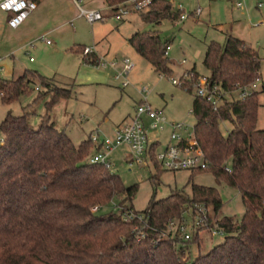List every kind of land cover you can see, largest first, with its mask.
I'll list each match as a JSON object with an SVG mask.
<instances>
[{
	"label": "trees",
	"instance_id": "obj_1",
	"mask_svg": "<svg viewBox=\"0 0 264 264\" xmlns=\"http://www.w3.org/2000/svg\"><path fill=\"white\" fill-rule=\"evenodd\" d=\"M125 1L105 0L112 13ZM179 16L169 0H150L140 12L143 21L155 25ZM128 43L156 74L172 75L165 55L169 41L158 31L136 32ZM82 56L86 64L99 65L95 54ZM202 64L208 86L229 95L250 89L241 99L224 96L213 109L194 94L192 83L202 76L194 67L184 70L191 75L184 86L193 94L195 137L209 163L190 172H209L218 184L237 190L244 207L240 218L218 217L217 189L194 184L189 194L174 192L158 200L152 196L142 211L128 206L137 186L126 187L111 169L90 162L95 150L90 135L75 145L51 119L53 107L68 100L71 90L39 77L42 91L34 101L43 96L48 100L38 127L30 124L28 107L20 116L7 114L0 124V264H264V130L256 129L264 81L259 91L250 88L260 79V58L244 41L226 34L223 43L207 44ZM33 77L26 73L0 79V102L12 104L29 95ZM222 122L231 125L226 135L220 130ZM152 153L150 164L158 174L163 170ZM188 220L193 227L188 240L171 234L174 222ZM215 227L224 239L201 251L200 233ZM192 243L197 244L193 258Z\"/></svg>",
	"mask_w": 264,
	"mask_h": 264
},
{
	"label": "rangeland",
	"instance_id": "obj_2",
	"mask_svg": "<svg viewBox=\"0 0 264 264\" xmlns=\"http://www.w3.org/2000/svg\"><path fill=\"white\" fill-rule=\"evenodd\" d=\"M170 1L175 10L181 8L189 17L183 21L179 17L173 22L163 20L155 25L143 21L140 12H131L122 21H117L114 15L119 12L116 10L114 13L107 12L109 16L103 21L89 24L84 18L76 17L73 11L70 19L68 15L54 20H47L45 16L41 28L29 30L25 24L17 29L9 28L7 15L0 11V58L3 59L0 64L4 72L3 75L0 73V79L16 78L26 73L34 76L29 86L32 89L29 95L22 96L12 104L0 102V124L7 114L20 116L23 108L28 107L29 122L34 128L38 127L48 96L34 101L38 95L35 87L39 86L42 91L38 79L44 77L51 79L56 86L71 90L68 100H61L53 107L51 119L55 127L64 131L75 145L97 132L100 138L110 137L114 128L131 116L137 105L144 100L154 109L161 110L168 119L194 125L195 119L191 113L193 94L185 91L188 87L173 85L171 79L177 80L184 73L181 68L192 67L202 77L207 76L208 71L202 64L206 46L210 41L223 43L226 34L244 41L257 52L261 64L260 79L253 90L259 91L264 81V8L256 9L253 0H248V11H244L243 15L234 12L230 15L231 3L226 4L224 0H219L211 7L206 0ZM82 6L85 7V2ZM198 8L201 13L193 16L192 13ZM147 31H158L162 40L169 41L167 57L173 71L171 76L156 74L129 45L130 36ZM45 40L50 43L46 44ZM31 43L34 44L30 46ZM82 47L93 48L103 59L102 66L86 64L82 59V51H79ZM124 58L134 63L127 78L120 75ZM183 60L186 62L181 65ZM126 79L127 85L123 86ZM227 98L237 99L238 94L228 95ZM230 128L228 122L220 124L223 135ZM256 129L264 130L262 94L259 95ZM125 153L124 148L113 149L108 153V159L111 171L120 176L126 187L137 186L132 201L126 203L135 210H144L152 196L158 200L174 192L189 194L194 184L217 189L221 203L218 217L242 216L244 207L238 191L225 184H218L211 173L163 170L156 174L151 164L129 167ZM227 166H230V162ZM111 207L103 208L101 212H107ZM208 211L212 213L211 205ZM174 223L169 228L172 235L178 226ZM187 227L186 232L192 235L190 220ZM223 239V235L202 231L201 251L210 249ZM189 253L192 258L197 255L196 243L189 245Z\"/></svg>",
	"mask_w": 264,
	"mask_h": 264
},
{
	"label": "built area",
	"instance_id": "obj_3",
	"mask_svg": "<svg viewBox=\"0 0 264 264\" xmlns=\"http://www.w3.org/2000/svg\"><path fill=\"white\" fill-rule=\"evenodd\" d=\"M77 6L80 15L89 23L93 24L103 21V14L96 9H87L82 6L85 0H72ZM234 9L248 11V0H230ZM256 9L264 8V0H253ZM150 4V0H127L117 6V12L114 15L115 20H122L125 15L131 12L145 11ZM37 8V4L32 0H0V11L10 13L7 24L11 29H17L28 16ZM200 9L194 12L198 14ZM189 15L185 12L181 13L179 20L187 19ZM258 24V23H257ZM49 44V40H45ZM169 46H167L165 55L168 54ZM95 50L91 47H84L82 55L94 54ZM103 59H99V65L102 66ZM182 63H185L183 60ZM113 65V63H111ZM134 68V63L129 58L122 60V70L120 75L127 78L129 72ZM0 73L4 72L0 66ZM164 77L163 75H160ZM191 75L183 73L176 79H171L173 85L185 87L187 81H190ZM256 84V83H255ZM255 84L250 88L254 89ZM127 85V79L122 84ZM194 94L207 103H210L213 109H217L223 102L224 94L219 87L213 85L208 86L205 77H200L196 82L192 83ZM39 86L35 87V91H39ZM250 89H244L238 93V99L247 95ZM165 135V137H163ZM90 140L94 146V153L90 157L91 163L103 164L106 168L111 169V162L108 159V153L116 148H124L126 150L125 160L129 167L148 166L152 146L155 147L153 156L158 166L164 171H194L203 170L208 166V161L204 157V153L195 137L194 125H190L184 121H173L168 119L161 110L154 109L146 100L141 101L131 116L122 120L118 124L110 137L100 138L98 133L90 136ZM4 142V137L0 132V144ZM164 143V144H163ZM201 221V220H200ZM187 224L178 225L176 232L184 239L190 238L187 233ZM212 235L224 236L223 231L215 227L211 231Z\"/></svg>",
	"mask_w": 264,
	"mask_h": 264
},
{
	"label": "crops",
	"instance_id": "obj_4",
	"mask_svg": "<svg viewBox=\"0 0 264 264\" xmlns=\"http://www.w3.org/2000/svg\"><path fill=\"white\" fill-rule=\"evenodd\" d=\"M206 1L208 2V5L211 7V5H215L219 0H206ZM224 1L226 4L228 2L231 3L230 0H224ZM84 2H85L84 8L99 10L103 14L104 17H108L109 14H107V12H109V11L111 12V10L107 6L105 0H89L88 2H87V0H85ZM36 4H37V8L23 22V24L27 25V29H29V30L37 29L38 27L41 28L43 26L41 21H43L42 19H44L43 17H45V16H47V18L45 17V19H47V20H54V19H57L58 17L63 16V15L64 16L68 15L67 17L69 18V17H71V15H70L71 12L74 11L76 17H82L79 13L77 6L74 4V2L72 0H40ZM172 6H173V4H172ZM230 6H231V11H229L230 15H232L233 12L234 13H240L241 15H243V11L235 10L231 4H230ZM177 9L180 12V14L184 12V10L181 8H177ZM198 9H200V8H198ZM3 13H5L7 15V17H6V23H7L9 18L11 17V14L6 13V12H3ZM200 13H201V9H200L198 14L194 15V12H193L192 15L198 16ZM111 16H112V14H111ZM122 20H119V21H122ZM7 26H8V24H7ZM43 34H44V32L40 35H43ZM33 44L34 43H31L30 46ZM94 54L97 57L101 58L97 52H95ZM1 61H3V59L0 58V63H1ZM1 65L2 64H0V66ZM181 65H184V63H182V61H181ZM181 69L184 71V70H189L191 68H181Z\"/></svg>",
	"mask_w": 264,
	"mask_h": 264
}]
</instances>
